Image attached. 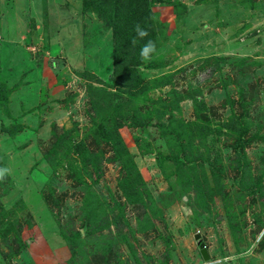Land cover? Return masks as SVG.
<instances>
[{
	"label": "rangeland",
	"instance_id": "1",
	"mask_svg": "<svg viewBox=\"0 0 264 264\" xmlns=\"http://www.w3.org/2000/svg\"><path fill=\"white\" fill-rule=\"evenodd\" d=\"M94 1L99 6L84 9L85 0H0V168L10 170L0 180V206L6 213L20 199L26 205L7 215L12 223L18 217L14 228L21 226L25 245L0 234V264H68L58 224L70 233L108 220L91 233L108 239L107 247L89 243L81 263L223 264L219 258L252 249L235 264H264L263 199L237 193L241 179L254 181L258 173L264 191V0ZM140 12L147 15L135 20ZM150 18L156 51L138 67L133 92L120 91L111 79L115 34L134 38L135 25ZM141 41L134 49L148 40ZM98 89L114 95L105 127L119 125L126 156L116 157L92 133V101L105 103ZM179 95L184 99L170 105ZM194 109L213 125L242 122L247 138L260 136L247 144L251 176H243L233 137L195 134L190 145L200 135L222 168L218 194L204 193L205 178L215 183L207 164L171 159L178 142L186 144L184 126L197 119ZM12 126L14 135L7 131ZM64 130L102 151L97 166L88 162L79 172L104 216L91 217L96 199L85 201L87 184L70 176L76 154L52 163L45 156L54 133Z\"/></svg>",
	"mask_w": 264,
	"mask_h": 264
},
{
	"label": "trees",
	"instance_id": "2",
	"mask_svg": "<svg viewBox=\"0 0 264 264\" xmlns=\"http://www.w3.org/2000/svg\"><path fill=\"white\" fill-rule=\"evenodd\" d=\"M102 1H99V4L101 5ZM93 4H97L96 1L94 0H85V5L84 9H94L95 7L99 5L92 6ZM146 3L144 4V7H146ZM106 15V14H105ZM147 14H142L141 12L137 14L135 20H140ZM152 18V17H151ZM151 18L149 21H144L141 27L146 29L149 33V35L143 39H141V43L143 41H147L152 39V36L155 35V28L153 23H151ZM116 43H115V51H114V60H113V67H112V72H111V79H112V84L117 86L120 91H126L128 92L129 89H131L129 92H133L134 87L138 85V83L141 81V77L139 76L138 73V67L144 62L141 57H140V50L141 48H135L134 46H130V41L133 39L132 35H129L128 32H123V35H116ZM143 44V43H142ZM141 89V88H140ZM97 91H100L104 93L103 97L105 98V103H102L100 105H97L96 101H92L93 105V111L96 115L93 114V118L97 121V124L95 127L92 129V133H100V136L95 137V140H101L105 141L106 143L110 144L114 155L116 157H121L122 155H128V151L124 145H120V137L117 132L118 127H112L110 129H107L105 126V116H108L111 112L110 108V101H113V94L110 93L109 91L106 90H100L98 89ZM141 91V90H140ZM140 93V92H139ZM193 96V95H192ZM184 99V96L179 95L176 97H173L174 101H171L172 103L170 105H174V103H177ZM117 107L119 106L118 104L114 103ZM176 106V105H175ZM194 114L196 115L197 119H194V122H190L189 124L185 125V141L186 144L182 142H178V149L177 153L173 154L171 156V159L175 161L177 165L180 166H185L189 162L191 163L192 161H200L201 165L202 164H207L209 167L211 173L215 177L213 180L214 186L210 185V182L205 178L204 184L202 186L204 187V193H210V194H218V192L225 186L223 182V176H222V168L217 169L215 167V161L217 159L215 158H209L210 155V149L205 146V140L202 138H206L208 135H213L219 141V137L226 135L228 137H233V143L231 144V147L234 149V152L237 154V160L235 166L238 167L241 165L242 168H244V174L243 176H251V164L249 161V158L246 153V147L247 144L250 143L254 138L260 137L257 135V133H254L250 137H246V133L248 132L247 128L245 127L244 123H240L238 125L230 126V124H216L213 125L210 123V119H207L201 113L196 109H194ZM186 127L188 129H186ZM14 126L9 128L7 131L10 135H14L16 133V130L13 129ZM115 130V131H114ZM197 131V132H196ZM200 132V133H198ZM88 133V132H87ZM200 134L199 135V141L198 145L196 147L190 145L192 141L194 140V137L197 136L195 134ZM89 134V133H88ZM117 135V136H116ZM54 141L51 147L45 151V156L51 157L52 160L50 161L51 163L55 159L56 156H63L67 157L71 152L73 154H76L77 156V164L74 165L73 162H70L69 164V171H70V176L72 178H78L77 182L80 184H87L85 181L81 178L83 174L79 172L80 168L86 167V164L88 162H91V164L98 165V161L101 159V156H103L101 150H92V144L91 143H85L84 140H79L75 141L74 138L75 135L72 134L70 131L64 130L61 131L59 134L53 135ZM201 137V138H200ZM179 141V140H178ZM98 144V143H95ZM91 146V147H90ZM199 146L201 147V150L199 151ZM205 147V148H204ZM62 150L63 153L59 154L56 149ZM182 152H187L185 155V161L181 162L179 161V155ZM217 154V153H216ZM71 159V157H70ZM73 160V159H71ZM59 161V160H57ZM74 161V160H73ZM193 164V163H191ZM194 166V164H193ZM188 168H191L188 166ZM204 169V168H203ZM98 171V168L95 169V171ZM218 170H221L217 173ZM224 166H223V172H224ZM262 173H258L256 175V179L249 180L248 182L244 181L241 179L240 183L238 184V189L237 193H250L251 195L258 194L260 196L261 200L264 198V191H263V184H262ZM126 180L125 182H127ZM90 184H87L86 190H87V196H85V201L88 202L89 199H96L95 204L93 202V208L90 210V215L94 219L96 215H105V211H103L102 204L101 202L98 203V199L96 198H91L90 191L88 188H90ZM202 187V189H203ZM124 190H127L128 188H123ZM90 194V195H89ZM137 199V198H136ZM262 203L264 201L262 200ZM16 208L14 211H4V206H0V234L2 237L9 238V236H12L22 243H20V246L25 245V242L21 239L20 235V227L18 225L17 228H14L16 226V222L19 223L18 217L15 218V221L13 223L11 220L7 218V215H12L16 214L19 209H21L23 206L25 207V203L23 204V201L20 199L16 202ZM12 213V214H11ZM98 213V214H97ZM24 220V219H23ZM27 221V220H24ZM15 224V225H14ZM109 224V220L102 223V224H95L92 227H87L83 229V233L81 229L74 230L70 233L67 232V229H64L63 226L61 227L60 224H58V234L60 235L61 239L64 240V242L67 244L69 248L70 255L67 258L68 264H83L81 263L83 259L79 260V258H82L83 256H80L81 253L85 251L86 246L91 243L92 245H95L97 249L100 247L102 249H105L107 247L108 239L103 240V237L101 235V238L92 235L91 233L97 231V229L102 230L104 225ZM82 228V227H81ZM85 229L87 232V235L84 237ZM9 235V236H8ZM89 236H91L89 238ZM99 238V240H97ZM23 244V245H22ZM25 247V246H24ZM23 248H21L22 250ZM80 256V257H78ZM87 257V255H85Z\"/></svg>",
	"mask_w": 264,
	"mask_h": 264
},
{
	"label": "clouds",
	"instance_id": "3",
	"mask_svg": "<svg viewBox=\"0 0 264 264\" xmlns=\"http://www.w3.org/2000/svg\"><path fill=\"white\" fill-rule=\"evenodd\" d=\"M134 31L136 33V37H134L131 40V44L133 46L136 45L137 38L143 39L149 35L148 31L146 29H144L143 27H141L140 24L135 25ZM155 51H156L155 42L152 40H148L140 50V57L142 60L147 61L151 58L152 54L155 53ZM9 172H10V170L8 168H0V180H3L9 174ZM262 235H264V234H262ZM257 243H258V241H257ZM254 247H255V245H253V248ZM251 251H252V249H249L245 252L240 253L239 256L233 255L231 257H222L219 259L223 261V264H228L229 259H231L233 264H235V261L237 259H243L244 257L251 255Z\"/></svg>",
	"mask_w": 264,
	"mask_h": 264
},
{
	"label": "water",
	"instance_id": "4",
	"mask_svg": "<svg viewBox=\"0 0 264 264\" xmlns=\"http://www.w3.org/2000/svg\"><path fill=\"white\" fill-rule=\"evenodd\" d=\"M263 201H264V198H263ZM82 233H83V229L81 230ZM195 238H197L198 240V244H199V250H200V254L201 256L203 257L204 260H208L209 259V255L207 253V250L205 248V245L203 242H200V237H199V234H196L195 235Z\"/></svg>",
	"mask_w": 264,
	"mask_h": 264
}]
</instances>
